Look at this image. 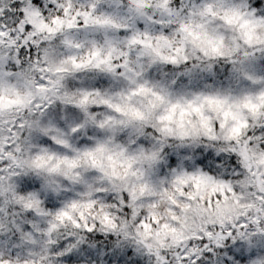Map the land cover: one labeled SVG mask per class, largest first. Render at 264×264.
<instances>
[{
    "label": "clouds",
    "instance_id": "1",
    "mask_svg": "<svg viewBox=\"0 0 264 264\" xmlns=\"http://www.w3.org/2000/svg\"><path fill=\"white\" fill-rule=\"evenodd\" d=\"M93 2L98 5L95 10ZM26 3L30 0H0V28L6 33L0 36V51L15 56L20 47L26 51L34 47L44 71L30 73L35 81L30 88L5 86L0 91V119L24 124L17 130L21 151L13 152L15 161L7 155L0 158V169L18 168L21 178L26 177L25 188L53 180L61 191L45 194L47 204L41 207L52 214L41 215L27 208L26 200L18 199L24 195L18 190L19 180L11 181L16 185L13 190L7 179L0 185V243L19 249L9 257L12 264H68L61 258L68 251L76 253L75 264H177L178 255L187 256L183 264H190L194 250L201 247L199 238L209 227L214 234L238 232L233 224L247 223L244 231L249 233L264 227V211L256 212L264 203L253 199L261 191L258 183L249 190L251 209L230 203L220 212L194 214L181 206L184 201L171 184L169 194H161L160 181L173 179L167 162L173 155L166 154L151 168L147 162L133 160L141 146L152 149L160 127L171 128L174 136L198 132L203 137L206 121L220 137L216 147H227L224 135L240 126L241 138L250 141L249 162L264 172V116L242 103L249 95L258 103L264 93V0H180V4L119 0V7L112 0H41L43 6L35 5L37 14L32 17L21 16L15 7ZM206 5H211V11ZM63 8L69 9L67 15ZM75 10L106 16L129 31L116 30L111 24L86 26L80 20L69 27ZM134 36L138 39L130 44ZM245 52L250 55L245 57ZM233 60L243 61L253 79L235 73L239 65ZM125 61L133 71L124 72ZM109 65L115 72L107 70ZM133 110L142 113L143 119L134 117ZM222 122L224 129L217 127ZM145 123L151 135L138 137L134 129ZM49 126L48 133L41 131ZM169 143L175 146L180 141ZM211 143L199 140L200 145ZM85 152L93 155L85 156ZM76 175L86 179L91 189L74 181ZM141 184L148 186L141 191ZM129 189H135V200L123 199ZM61 210L69 215L57 219L55 213ZM14 222L21 227L34 223L37 229L13 231ZM61 243L63 249H59ZM206 243L213 247L211 261L222 264L231 242L224 252L215 247V240Z\"/></svg>",
    "mask_w": 264,
    "mask_h": 264
},
{
    "label": "snow or ice",
    "instance_id": "2",
    "mask_svg": "<svg viewBox=\"0 0 264 264\" xmlns=\"http://www.w3.org/2000/svg\"><path fill=\"white\" fill-rule=\"evenodd\" d=\"M177 4H180V0H176ZM114 6L119 7V0H112ZM139 3V0H137ZM35 5L43 6L41 0H30V3H26V6L21 7L20 4H16L15 7L19 11L21 16L32 17L37 14V9ZM246 6V5H245ZM98 7L96 2L91 4V8L95 10ZM186 6L181 5V8ZM187 7L195 8L196 5H188ZM207 11H211V5L205 6ZM65 14H68L69 9H62ZM138 10V9H137ZM170 12L176 11L169 9ZM179 14V13H177ZM253 13H249L252 15ZM151 19V17H149ZM77 20H80L84 25L92 23L93 25H109L111 24L113 28L119 31L127 32L129 28L120 24L114 23L108 17L96 16L92 11L88 10H75L72 13V19L69 21V27H72ZM35 21H33L34 23ZM19 23V21H18ZM32 25H29L30 28ZM23 27V25H22ZM52 31V29H49ZM6 33L0 28V36H4ZM138 39V36H134L131 43H135ZM27 43V42H26ZM71 43V40L67 41ZM33 52H35L36 60L33 61ZM245 57H248L250 54L245 52ZM21 57H27L26 60H21ZM45 60L47 58V50H45ZM164 59H173L174 58L164 57ZM32 62V63H30ZM103 63V61H102ZM233 64L239 65L235 67L233 71L239 75H242L246 79H253L250 75L249 70L244 67L243 61L233 60ZM28 64V67L25 68L24 65ZM19 67V71H14ZM124 69V72H131L133 69L128 67L127 61L121 65ZM211 66H209L210 68ZM13 71H9V69ZM108 71L115 72V69L109 65L107 68ZM43 66L40 62V53L36 52L35 48H28L27 51L24 47H20L18 53L13 56L11 52L5 54L3 51H0V91H2L5 86L9 89H15L17 86L22 85L25 88H30L35 84V81L30 79V73L32 72H43ZM138 74V73H137ZM12 79L16 80V85L10 83ZM41 84L44 83V80L39 81ZM141 90H143V85H141ZM88 94L85 93V100H87ZM205 99H215L211 97H205ZM243 106L245 108L252 109L258 116H264V93L261 94L259 102H254L253 96H246L243 101ZM81 107L84 108V111L87 112L88 109L85 106L84 102H81ZM121 110L122 109H119ZM134 117H139L143 119V114L139 111L133 110L132 112ZM94 119V117H93ZM163 119V118H161ZM103 126V122H101ZM24 127L23 123H17L15 121H4L0 119V158H3L7 155L11 160L15 161L16 157L13 155V152L21 151V137L18 133V129ZM31 127V125H29ZM49 127L42 128L41 131L48 133ZM147 123L142 124L139 127H136L135 133L138 137H145L151 135L147 130ZM152 128H155V125H151ZM220 129L225 128V124L222 122L217 126ZM204 133L203 137L197 132L195 134L183 132L179 136L171 135L172 129L167 126L160 127L157 129L159 132L158 136H153L156 143L151 150L141 146L136 157H133V160H140L141 162H147L148 166L154 167L155 165L161 162V158L166 154L171 156L175 155L176 160L175 164L172 163L169 159L168 165L169 170L172 174L173 179L168 180L167 177L160 181V184L163 185L161 189L162 195H167L168 186L171 184L174 193L178 194L180 199L184 201L181 205L184 209L192 211L194 214H204L212 211L220 212L223 207L227 204L234 203L237 206H240L245 209H251L254 207L252 203H249L248 197L251 195L250 188L253 186V183L256 182L261 186V191L258 196L253 197V199H259L264 203V172H258L253 168L249 162V143L248 139L241 138L240 126H233L228 129L227 133L224 135L223 139L228 144L227 147H216V143L219 141L220 137L217 135L216 130L208 125L205 121L203 124ZM59 131V129H57ZM73 131H76L74 128ZM56 139V137H53ZM178 140L179 144L173 146L169 143L170 140ZM200 139H207L212 143L209 145H200ZM259 140L260 138H256ZM191 140L192 144H185L184 141ZM61 143H66V141H60ZM264 146V145H262ZM174 147L179 149V151H173ZM208 147L211 149L208 152L204 151V148ZM195 151H191V149ZM85 156H92L93 153L85 152ZM4 163H8V160H4ZM76 162H72V166H75ZM131 167V164L129 165ZM231 172V175H229ZM143 176V171L140 173ZM7 179L9 181L8 188L13 190L16 188V185L11 183L12 180H19V191L24 193L18 197L19 200H26V207L29 209L34 208L36 214L41 215H51V212H47L44 207L41 205L47 204L46 193L51 194V192L59 193L61 191L60 186L56 185L53 180H45L43 183H37L34 188L24 187V179L19 175V169H8L6 172L3 169H0V185L3 181ZM74 181H82L85 183L89 189L92 185L88 183L86 179L82 176L76 175L73 176ZM148 185L141 184V191H143ZM15 194V193H14ZM129 198L135 200V189H129V191L124 192L123 199L128 200ZM172 202L176 203L175 196L172 197ZM75 202L72 204V207H75ZM264 211V207L257 208L256 212ZM29 217H32L34 213L29 211L27 213ZM69 213L66 211H59L55 213L57 219H63L64 216H68ZM247 215V213H245ZM257 224L258 220L255 221ZM221 225L223 226V221L221 220ZM249 225L244 224H233V229L239 228V231H227L223 230L220 233H213L211 227H209L203 236L199 238L201 247L194 250L195 255L192 256L190 264H214L211 261L213 256V247L206 243V240H215V247L219 248L221 252H224L225 245L227 242H231L232 247L227 249V252L224 254L222 264H264V227H257L255 233L245 232L244 229ZM37 229V225L32 223H25L21 227L20 224L14 222L13 231H22V229ZM56 225L53 224L52 228H55ZM115 227V225H113ZM52 228H49L48 231L51 232ZM92 229L89 228V231ZM31 235V233H28ZM260 235L261 240H257L256 236ZM17 237H13L15 241ZM83 240V238H80ZM71 248L77 247L76 245L70 246ZM149 247V245H145ZM64 244L59 245V249H63ZM11 249V251H9ZM18 248L12 247L11 243H8L7 247L3 243H0V264H12L10 256H15ZM58 249L53 248V251ZM83 250V249H81ZM119 251V249H115ZM188 249H185L187 253ZM242 253L244 255H242ZM76 253L74 251H68L65 254L61 255V258L64 261H67L68 264H75L74 257ZM208 258V259H205ZM188 257L177 256V264H183V260H187ZM119 264V262H118ZM215 264H220L219 261Z\"/></svg>",
    "mask_w": 264,
    "mask_h": 264
},
{
    "label": "trees",
    "instance_id": "3",
    "mask_svg": "<svg viewBox=\"0 0 264 264\" xmlns=\"http://www.w3.org/2000/svg\"><path fill=\"white\" fill-rule=\"evenodd\" d=\"M175 160H176V157L173 155L171 158L172 163H175ZM129 254H131V253H129Z\"/></svg>",
    "mask_w": 264,
    "mask_h": 264
}]
</instances>
